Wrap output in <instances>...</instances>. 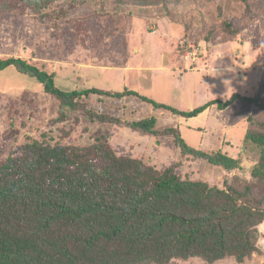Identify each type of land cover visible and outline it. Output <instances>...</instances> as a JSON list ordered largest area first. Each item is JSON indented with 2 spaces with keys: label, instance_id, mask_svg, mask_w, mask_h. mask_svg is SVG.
<instances>
[{
  "label": "trees",
  "instance_id": "obj_1",
  "mask_svg": "<svg viewBox=\"0 0 264 264\" xmlns=\"http://www.w3.org/2000/svg\"><path fill=\"white\" fill-rule=\"evenodd\" d=\"M56 1L0 0V12L26 8L43 16L44 9ZM114 1L128 7L129 17H137L130 12L134 8L127 5H167L170 0ZM243 1L250 4V0ZM262 2L258 0L256 5ZM65 9L60 7L58 14L66 15ZM222 23L232 36L239 34V27L231 21L224 19ZM10 66L36 78L43 92L59 102L52 124L64 123L71 113H79L75 120L79 124L87 119L132 127L142 135H172L188 161L216 165L225 178L221 185L212 184L186 178L177 169L179 162L158 169L141 159L117 155L100 129L86 144L73 135L77 125L58 137L40 130L37 123L21 120L19 128L25 130L21 137L13 121L0 129V143L11 141L8 149L0 150V264H177V260L194 257L212 264L228 257L244 262L261 253L264 82L252 94L233 92L225 100L212 99L182 110L133 89L92 86L65 90L56 85L54 72L43 65L22 57H0V70ZM92 94L140 96L155 109L186 119L215 104L223 110L242 101L249 105L247 129L241 149L233 156L223 148L189 144L179 126L158 129L154 115L130 120L99 111L89 104ZM7 129H12L11 138L4 140ZM70 134L78 142H69L66 137ZM245 159L253 160L248 170ZM237 170L247 171V176L235 173Z\"/></svg>",
  "mask_w": 264,
  "mask_h": 264
},
{
  "label": "rangeland",
  "instance_id": "obj_2",
  "mask_svg": "<svg viewBox=\"0 0 264 264\" xmlns=\"http://www.w3.org/2000/svg\"><path fill=\"white\" fill-rule=\"evenodd\" d=\"M257 1L170 0L167 5H127L134 8L130 12L137 17H129L128 7L117 6L114 0H59L46 7L43 16L26 8L3 11L0 57H22L43 65L54 72L56 85L65 90L91 86L127 88L182 110L193 109L212 99L225 100L233 92L252 94L264 82V3L257 6ZM60 7L66 8V15L58 14ZM224 19L239 27V34L232 36L226 31ZM168 29L172 37H168ZM198 45L201 49L194 59L188 52L193 55ZM183 56L186 60L192 58L194 63L181 67L186 64ZM89 104L130 120L154 115L158 129L171 124L179 126L189 144L203 149L223 148L233 156L241 149L249 110L247 103L236 101L223 110L212 105L201 116L186 119L170 115L163 108L155 109L135 95L117 98L92 94ZM58 105L53 96L43 92L36 78L15 66L0 70L2 130L13 121L19 128L21 120H27L39 124L42 131L63 137L65 130L77 125L73 135L88 144L100 129L109 137L117 155L141 159L158 169L179 162L177 169L186 178L219 185L224 181L225 175L216 165L204 160L188 161L172 135H142L132 127L87 119L79 124L75 121L79 113H71L69 119L64 117L68 119L64 123L52 124ZM84 127L86 131H82ZM10 130L4 131V140L11 138ZM24 131L20 129L21 137ZM73 135L66 138L78 142ZM0 144V150H6L11 141ZM252 163L253 160L245 159V170ZM235 173L247 176V171ZM259 229L261 253L244 262L228 257L212 264H264V223ZM176 262L209 264L198 257Z\"/></svg>",
  "mask_w": 264,
  "mask_h": 264
},
{
  "label": "crops",
  "instance_id": "obj_3",
  "mask_svg": "<svg viewBox=\"0 0 264 264\" xmlns=\"http://www.w3.org/2000/svg\"><path fill=\"white\" fill-rule=\"evenodd\" d=\"M167 31H168V35H169V36H168L167 33H166V37H167V36H168V37H172L171 34H169V33L171 32V29H168ZM163 34H164V33H163ZM198 46H199V45H198ZM199 47H201V46H199ZM183 57H184V56H183ZM196 58H197V57H196ZM196 58H195V59H196ZM184 59H185V57H184ZM198 59H199V58H198ZM198 59H197L196 63L198 62ZM184 61H185L186 64H185V65H184V64L181 65V67H182V66H183V67H190V65H191L192 63H194V60H192V58H190L189 60H186V59H185ZM123 68L126 69V68H127V65H126V67H123ZM123 68H122V69H123ZM184 69H185V68H184ZM184 69H182V70H184ZM91 87H92V86H91ZM78 88H79V87H78ZM88 88H89V87H88ZM207 110L210 111V108L207 109ZM207 110H206V111H207ZM204 112H205V111H204ZM204 112H203V113H204ZM203 113H202V114H203ZM202 114H200V116H201Z\"/></svg>",
  "mask_w": 264,
  "mask_h": 264
},
{
  "label": "built area",
  "instance_id": "obj_4",
  "mask_svg": "<svg viewBox=\"0 0 264 264\" xmlns=\"http://www.w3.org/2000/svg\"><path fill=\"white\" fill-rule=\"evenodd\" d=\"M198 47V46H197ZM200 47L196 48L195 50H193V55H191L190 52H188V55H190L191 57L193 56V58L195 59L198 55H199V52H200Z\"/></svg>",
  "mask_w": 264,
  "mask_h": 264
}]
</instances>
